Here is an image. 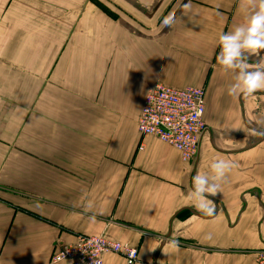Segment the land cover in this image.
I'll return each mask as SVG.
<instances>
[{"label": "crops", "instance_id": "obj_1", "mask_svg": "<svg viewBox=\"0 0 264 264\" xmlns=\"http://www.w3.org/2000/svg\"><path fill=\"white\" fill-rule=\"evenodd\" d=\"M99 1L0 0V264H51L79 235L129 243L134 264H258L264 89L230 95L236 74L216 61L219 34L258 0H112L132 16L121 19ZM158 82L205 88L208 129L190 162L138 130ZM216 159L234 166L208 217L191 181ZM103 264L128 263L110 252Z\"/></svg>", "mask_w": 264, "mask_h": 264}, {"label": "built area", "instance_id": "obj_2", "mask_svg": "<svg viewBox=\"0 0 264 264\" xmlns=\"http://www.w3.org/2000/svg\"><path fill=\"white\" fill-rule=\"evenodd\" d=\"M205 112L204 87H176L158 82L145 93L137 126L141 134L155 136L173 146L185 162H190L196 158L201 138L208 129ZM142 126L148 130H141ZM133 249L135 256L129 258L127 253ZM108 252L122 254L128 264L139 259L138 248L129 243L104 235H79L76 242L54 250L49 262L68 260L72 264H103ZM255 257L258 264H264V248L257 250Z\"/></svg>", "mask_w": 264, "mask_h": 264}, {"label": "clouds", "instance_id": "obj_3", "mask_svg": "<svg viewBox=\"0 0 264 264\" xmlns=\"http://www.w3.org/2000/svg\"><path fill=\"white\" fill-rule=\"evenodd\" d=\"M174 23L175 12H170L160 20V25L164 28ZM218 45L220 51L216 55L217 63L236 74L235 83L228 88L230 95H251L257 90L264 89V55H258L264 50V0H258L255 10L247 16L245 23L235 26L230 31L221 32L218 36ZM257 55L259 58L256 59L254 66L250 67L249 56ZM141 130L148 129L142 126ZM259 135L264 136V131H259ZM233 166V162L229 160L216 159L210 165L214 175L192 176L191 195L196 200L194 209L199 214L208 217L216 214V206L209 202L210 197L220 191L218 182ZM127 255L129 258L134 257V249L128 251Z\"/></svg>", "mask_w": 264, "mask_h": 264}, {"label": "rangeland", "instance_id": "obj_4", "mask_svg": "<svg viewBox=\"0 0 264 264\" xmlns=\"http://www.w3.org/2000/svg\"><path fill=\"white\" fill-rule=\"evenodd\" d=\"M94 1H97V3L98 4H100L99 2V0H94ZM99 1V2H98ZM102 2H103V4H107L108 6H109V11H110V13H109V15H110V17H112V18H114L112 15H116L117 17H119L118 15H120V19L122 18V16H126V17H132L131 16V14H129V13H127V12H122V10L120 9V11L119 10H117V9H113V5L112 4H114V2L112 1V0H101ZM163 1V0H162ZM101 2V3H102ZM161 3V1L159 2V0H158V4H160ZM108 15V14H107ZM115 16V17H116ZM135 26H136V28L139 30V27H140V25L138 24V23H135ZM106 237V236H105ZM108 238V237H107ZM110 239V238H109ZM113 240V239H112ZM108 253H110V252H108ZM114 253V252H113ZM117 254H120V253H117ZM122 255V254H121ZM138 255H139V252H138ZM126 259V258H125Z\"/></svg>", "mask_w": 264, "mask_h": 264}]
</instances>
